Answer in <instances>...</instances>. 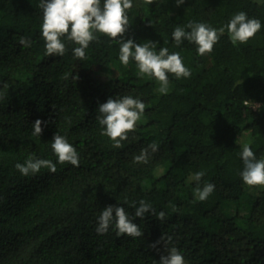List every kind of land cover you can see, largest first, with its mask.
Listing matches in <instances>:
<instances>
[{"label": "trees", "instance_id": "obj_1", "mask_svg": "<svg viewBox=\"0 0 264 264\" xmlns=\"http://www.w3.org/2000/svg\"><path fill=\"white\" fill-rule=\"evenodd\" d=\"M132 2L123 39L179 52L191 71L169 74L166 95L154 78L138 77L134 60L124 67L119 43L102 34L84 60L67 39L63 56L46 55L40 0H0V264H159L167 255L160 246L176 247L190 264H264V187H249L240 175L244 143L264 159V0ZM240 11L262 24L247 44L234 46L225 30L211 54L198 55L188 41L176 46L175 27L218 29ZM126 95L146 108L117 149L101 135L97 110ZM37 119L40 136L33 135ZM55 134L77 150L78 167L58 162ZM153 142L149 162L134 163ZM33 154L57 171L23 176L15 165ZM201 170L200 187L215 185L205 201L196 199L192 179ZM140 200L154 209L143 219L125 202L139 207ZM110 205L124 207L143 236L118 237L114 225L97 234Z\"/></svg>", "mask_w": 264, "mask_h": 264}, {"label": "clouds", "instance_id": "obj_2", "mask_svg": "<svg viewBox=\"0 0 264 264\" xmlns=\"http://www.w3.org/2000/svg\"><path fill=\"white\" fill-rule=\"evenodd\" d=\"M155 0H144V3L151 5ZM177 6L184 3V0H176ZM39 7L43 10V22L41 25L42 37L44 40L46 55L63 56L67 52L64 39L78 45L73 49L75 58L86 59L85 50L89 45L99 41L102 34L119 43V60L124 67H128L130 61H135L138 68L137 75L140 78H154L160 85L158 91L161 94L169 92V74L176 79L189 78L191 71L187 68L179 52L169 53L167 48H160L155 51L156 43L137 44L132 39H123L129 27L128 10L133 7L132 0H40ZM261 21L256 18H249L247 13L240 11L235 14L223 27L214 28L203 22H189L185 26L175 27L172 36L177 47L184 41L194 43L197 46V53L200 56L211 54L221 37L227 30L228 37L234 46L247 44L261 30ZM189 29V30H186ZM21 45L27 46L29 41L21 37ZM78 79V77H77ZM8 85L5 83L4 88ZM4 94L0 92V100ZM259 105L256 108L259 109ZM146 105L138 98L130 95L120 98H108L105 103L98 107L96 117L101 126V135L112 141L114 148H122L123 142L129 139V134L136 131L137 123L145 114ZM41 120L37 119L33 126V135L40 136L43 129ZM251 141L243 144L241 159L243 171L240 173L243 182L249 187H264V159H257L250 147ZM54 154L58 157L60 164H71L79 166V155L77 150L67 139L55 134L51 144ZM155 153L158 145L153 142L148 147L141 149L139 155L133 157L134 163L147 164L150 159V151ZM16 169L23 175H35L42 168L50 172L57 171L56 164L48 159H36L33 156L25 163H17ZM203 170L194 174L192 179L197 183L195 189L196 199L205 201L214 192L215 185L205 183L200 187V181L204 177ZM135 208L134 216L143 219L146 213L154 212L152 205L144 200L139 201V207L135 202H128ZM165 213L160 212L158 219L163 220ZM114 225L118 237L126 235L133 239L143 236L141 228L133 222L122 206H107L101 211L96 227L97 234H107ZM163 239V237H162ZM171 237L168 238V243ZM155 247V245H152ZM168 254L160 257L159 264H185L183 255L176 247L167 248Z\"/></svg>", "mask_w": 264, "mask_h": 264}, {"label": "rangeland", "instance_id": "obj_3", "mask_svg": "<svg viewBox=\"0 0 264 264\" xmlns=\"http://www.w3.org/2000/svg\"><path fill=\"white\" fill-rule=\"evenodd\" d=\"M117 72V69L116 67H111L110 71H109V74L110 75H114L116 74ZM160 86L157 87V89H159ZM232 206L234 207V204H232ZM231 207V206H230ZM231 209V208H230ZM235 209V208H234ZM244 212V210H242ZM160 249L164 252H166L168 254V251H167V247H164V246H160ZM185 264H190L189 262L185 261Z\"/></svg>", "mask_w": 264, "mask_h": 264}]
</instances>
